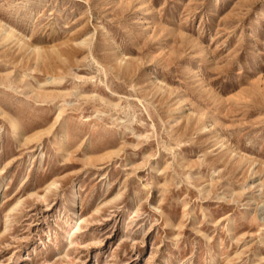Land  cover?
Returning a JSON list of instances; mask_svg holds the SVG:
<instances>
[{
    "label": "rangeland",
    "instance_id": "obj_1",
    "mask_svg": "<svg viewBox=\"0 0 264 264\" xmlns=\"http://www.w3.org/2000/svg\"><path fill=\"white\" fill-rule=\"evenodd\" d=\"M0 264H264V0H0Z\"/></svg>",
    "mask_w": 264,
    "mask_h": 264
},
{
    "label": "bare ground",
    "instance_id": "obj_2",
    "mask_svg": "<svg viewBox=\"0 0 264 264\" xmlns=\"http://www.w3.org/2000/svg\"><path fill=\"white\" fill-rule=\"evenodd\" d=\"M6 30H7V33H6L7 35L13 33V30H11V29H6ZM119 67H121V65H119ZM49 80L53 83H58L62 79L59 76L51 75V76H49ZM182 100H184V99L182 98L180 100H177L174 103L172 113L178 112V110L181 106ZM199 118L200 117L198 115V119ZM187 119L190 120L189 117H187ZM201 126L207 127L208 130L211 129V123H206V121H203L201 123ZM12 128L14 131H16L17 130V124L15 123ZM223 143H226V142L223 140L222 144ZM84 221H85V216H84L83 212L79 211L78 209H76L74 212H72V214L66 218L65 226H63V233H64L65 237H70V236L74 235L76 233V231L78 230V228L80 227V223H82Z\"/></svg>",
    "mask_w": 264,
    "mask_h": 264
}]
</instances>
